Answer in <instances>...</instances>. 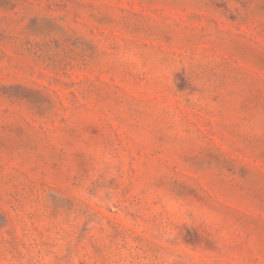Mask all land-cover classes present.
Instances as JSON below:
<instances>
[{
    "label": "rangeland",
    "instance_id": "obj_1",
    "mask_svg": "<svg viewBox=\"0 0 264 264\" xmlns=\"http://www.w3.org/2000/svg\"><path fill=\"white\" fill-rule=\"evenodd\" d=\"M0 264H264V0H0Z\"/></svg>",
    "mask_w": 264,
    "mask_h": 264
}]
</instances>
